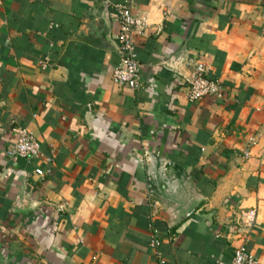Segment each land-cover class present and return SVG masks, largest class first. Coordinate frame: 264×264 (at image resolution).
<instances>
[{"label":"crops","instance_id":"crops-1","mask_svg":"<svg viewBox=\"0 0 264 264\" xmlns=\"http://www.w3.org/2000/svg\"><path fill=\"white\" fill-rule=\"evenodd\" d=\"M124 2L146 22L136 91L113 80ZM198 62L220 97L189 100ZM18 129L40 159L9 156ZM240 246L264 264V0H0V264H231Z\"/></svg>","mask_w":264,"mask_h":264},{"label":"built area","instance_id":"built-area-1","mask_svg":"<svg viewBox=\"0 0 264 264\" xmlns=\"http://www.w3.org/2000/svg\"><path fill=\"white\" fill-rule=\"evenodd\" d=\"M116 17L120 24L118 35L119 42V64L113 72L114 82L130 90L136 91L142 87L140 81L141 66L138 59V47L135 43V36H142L146 30L145 19L134 15L132 6L129 2H124L114 6ZM39 65L42 68L48 66V59L41 60ZM210 68L203 62H198L194 66L193 74L189 80V100L196 102L204 98H218L222 94V84L218 80H210L208 74ZM18 138L13 149L9 152V156L15 159H23L28 162L40 159L41 148L34 136L26 129L16 130ZM251 145L256 144V140H250ZM248 152L245 156L248 157ZM38 176H44L41 169L35 171ZM63 209V208H61ZM255 211L248 212L246 215V223L251 224L255 219ZM151 246L158 249L161 246L160 241L154 238ZM160 256V253H158ZM164 264V261L161 260ZM231 264H260L255 256L248 251L245 246H240L234 250Z\"/></svg>","mask_w":264,"mask_h":264}]
</instances>
